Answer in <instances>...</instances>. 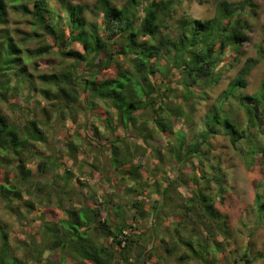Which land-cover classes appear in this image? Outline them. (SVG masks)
Segmentation results:
<instances>
[{"label":"trees","instance_id":"obj_1","mask_svg":"<svg viewBox=\"0 0 264 264\" xmlns=\"http://www.w3.org/2000/svg\"><path fill=\"white\" fill-rule=\"evenodd\" d=\"M117 3L119 0H96V3L92 5L59 0L57 6L49 8L47 0H0V174H3L7 179V185L0 183V196L6 198L9 206L11 200H20L23 198V194L26 195L23 200L26 210H32L35 203L40 201L35 202L29 197V193L21 191L19 186L33 179L31 170L27 167L33 160L38 159L36 172H39L40 177L46 174L47 151H38L35 146L36 144L44 145L48 149L47 136L49 132L53 131L50 123L53 115H56L57 119L62 117L65 122L69 120L71 124L76 123L67 109L79 100V96L82 94L78 92L80 86V90L90 93L95 98L89 104L91 111L99 107L96 103L97 99L113 108L114 114L109 117L111 114L109 111V115L104 119L108 127H111L112 122L115 121L126 129L129 123L138 121V110L143 102L139 101L138 97L131 98V93L126 91L128 77L123 70L120 58L126 60L129 52L136 53L137 63L134 68L137 75H140L145 68L150 69L149 74L152 76L161 71L159 67L149 65L152 58L159 55L157 46L150 44L147 40L143 43L138 42L141 33L148 37H154L158 33L157 20L160 19L161 8L155 2L149 4L144 9L145 17L142 27L137 31L129 32L125 42L113 43L116 36L125 29L119 26L114 29L112 21H117L118 25L132 27V20L125 13L129 8L135 7L138 0H127V4L123 8L117 7ZM12 9L23 15H28L31 20L32 30L24 32V36L19 39H16L8 28H4L8 22L9 11ZM100 12L104 14L103 20L100 19ZM104 32L110 34L105 36ZM31 41H36V45L28 47L27 44ZM189 43L196 46V37L183 36L180 46L186 47ZM165 46L170 51H177L176 46L171 42L161 44V47ZM50 54H54L59 60L55 68L46 72L39 71L36 67L34 69L36 71L29 69L28 63L31 60H44ZM209 55V50L204 48L198 53V58L183 61L186 66L184 77L187 79V85L182 82L179 85L180 88L191 87L197 79L209 77L207 67ZM110 67H115V73L112 75L105 73V70ZM77 73L86 75L79 77ZM90 76L95 78H89ZM143 79L141 77L140 82L135 85L139 94L144 93ZM209 82H211L210 78ZM246 86L247 84L243 80L231 81L227 94L232 96L235 103L243 110L245 121L253 131L249 132L247 128H243L245 121L241 122L242 127L238 133L234 132L227 122L221 124L218 117L220 109L217 108L207 113L205 132L201 134L203 140L191 143L183 157H179L182 143H178L175 157L180 163L185 164L191 156V158L197 157L200 164H206L208 161L205 159L206 152L201 149V146L210 134L221 131L228 136L234 147L238 140H243L248 149L246 153L250 155L251 160L255 158L253 157L255 152H263L261 145L263 144L264 129H259L258 126L264 119V83H261L260 90L256 93L244 94L236 99V93L242 92L241 90ZM23 89L28 90L26 97L24 96L25 99L29 100L34 95H38L44 99L46 105L41 106L40 109L25 105L17 116L6 114L4 103L9 104V95L18 96ZM84 99L87 102L88 96H85ZM150 103L154 104L155 101ZM60 105L64 106L63 113L59 111ZM162 111L163 108L152 109V115L157 117L152 121L160 131L167 126L158 115ZM179 114L183 115V112ZM85 119L87 121L86 116ZM246 133L248 134L246 135ZM152 138L150 132L147 139ZM116 139L118 141L119 137ZM84 143L91 145L86 139ZM67 146L71 151H79L78 148L74 149L69 144ZM103 146L109 148L107 140ZM111 151L112 168L123 170L122 164L116 159L119 152L116 144L111 145ZM29 153L30 156L26 155ZM140 166L142 165L135 167L140 168ZM219 168L217 167V169ZM201 169L198 170L197 178L204 180L206 192L199 189L194 193L199 203L198 206L193 203L192 197L188 204L195 213L197 221L194 222L201 225L207 236L210 237V234L217 231L219 213L214 210L212 203L214 198L207 192L210 189L208 183L209 180L218 183L222 174L207 175ZM9 176H11L10 179ZM65 178L68 180L71 178L69 172ZM78 180V182L82 181L79 178ZM194 183L198 184L199 181L195 179ZM261 187H263L262 183L259 182L257 188ZM165 190L168 189L165 188ZM224 190L220 186L218 192L221 193ZM80 195L79 205H74L71 209L66 210L59 203L56 204L57 209L61 210L63 214L57 220L48 221L43 214L40 215V233L45 234L53 242L52 247L47 250H54L58 246L57 248L64 253L65 258L72 261L71 264H145L148 256L139 252L140 244L144 239L140 233L135 234L130 229L132 225L128 221L126 207L120 199H117L118 203H113L111 198L104 197L103 200H99L96 195H93V204H90L87 197H84L82 193ZM254 203L259 207L257 209L258 218H263L264 210L262 212L260 210L264 209V189L262 193L255 194ZM132 204L135 209H138L142 202L135 199ZM110 205H112L113 217L109 212ZM151 207L157 211L158 201H153ZM104 210H108L106 211L108 215L103 218ZM156 214L157 212L153 213L154 216ZM136 217V211H134L131 218L135 220ZM223 225L225 226V222ZM129 229L130 231H128ZM192 230L198 232L199 229L193 228ZM150 231L157 232L156 224L151 225ZM225 231L222 229V232ZM107 237L112 238L111 244L106 240ZM195 241H199L198 237L191 236L187 240L183 239V244L189 247L193 255L200 256L204 247L199 244L195 245ZM0 244L3 245V251H0V264H23V261L16 257L11 261L4 258L11 245L1 218ZM65 249L69 251L65 252ZM152 249L154 246L148 250L149 254ZM246 262L249 260L247 259ZM60 264L63 263L60 262Z\"/></svg>","mask_w":264,"mask_h":264},{"label":"clouds","instance_id":"obj_2","mask_svg":"<svg viewBox=\"0 0 264 264\" xmlns=\"http://www.w3.org/2000/svg\"><path fill=\"white\" fill-rule=\"evenodd\" d=\"M153 2L161 8L160 19L157 20L159 31L154 37L141 33L138 42L143 43L147 40L150 44L157 46L159 55L154 56L149 65L159 67L161 71L152 76L149 74L150 69L145 68L140 75H137L134 68L137 63V54L129 52L126 60L120 58L123 70L128 77L126 91L131 93V98L138 97L139 101L143 102L138 110V121L129 123L126 129L115 121L112 122L111 127L105 125L103 135L108 138L109 148L100 152L99 158H95L96 153L91 149H87L88 155L85 156L86 146L83 142L85 139L93 146L99 145L100 147L105 144V141L95 138L92 132L93 119L89 104L95 98L90 93L78 89V92L82 93L79 100L67 109L71 117L76 120L75 125L65 127L64 119L62 117L57 119V116L53 115L51 128L53 130L59 128L64 134H79L80 138L76 140L79 151L68 153L65 145L69 141L64 140L61 135L55 138L49 135L45 157L47 160L46 174L40 177L39 172H34L33 179L19 186L21 191L29 193L30 198L44 201L47 207H53L59 203L66 210L71 209L76 201L81 199V192L84 197L96 195L99 200H103L107 193L109 198L113 199V203H118L119 201L115 200L111 194L114 188H120L122 193L125 185L122 183L123 178L111 166L112 144H116L119 149L116 159L124 169L131 170L134 166L143 164L141 183L145 185L144 195L137 199L145 201L146 205L152 204L148 197L152 192L154 181L161 179L165 172L168 177H171L167 185H164V188L169 189L167 191L169 208H177L187 203L177 192L181 181H186L189 195H192L197 187L201 191L205 190L204 181H200L199 184L194 183L192 176L195 173L191 176L185 173L188 165L177 162L175 169L169 170L166 161L158 169L155 166V158L144 154L145 141L149 152L155 149L166 153L170 146L175 147L179 139L171 134L166 143H160L158 139H147L150 132L153 137H160L156 125L151 123L157 118L152 115V109L163 108L158 115L165 124L171 122L175 130L184 136L188 143H192L194 137L198 138L199 134L205 132L204 122L207 113L217 108L220 109L218 117L221 124L227 122L232 130L238 133L242 127L241 122L245 121L244 112L232 96L227 94V89L231 81L243 80L247 87L243 88L242 92L236 93V99H239L241 95L259 91L261 83H264V0H138L137 5L129 8L125 13L132 20V27L118 25L117 21H112L114 29L117 26L125 29L116 36L113 43L125 42L129 32L137 31L142 27L145 17L144 9ZM92 3H96V0H92ZM126 4L127 0H119L117 7L123 8ZM99 16L103 20V12H100ZM109 34V32H104L105 36ZM185 35L196 37L197 45L193 46L189 43L186 47H181ZM164 42H171L176 46L177 51H170L166 46L161 47ZM204 48L210 52L207 65L209 77L197 79L191 87L180 88L179 85L182 82L187 85V79L184 77L186 66L183 61L198 58V53ZM85 75V73H77L79 77ZM141 77L144 78L143 94H139L135 86L137 82H140ZM89 78L95 77L90 76ZM85 96H88L87 102L84 99ZM152 101L155 103L151 104ZM80 109H83V115H80ZM59 111L63 113V105L59 106ZM180 112H183V115H180ZM77 116L80 118L76 119ZM85 116L87 121L84 119ZM189 124L194 129L191 133L186 127ZM85 128L87 131L84 130ZM243 128H247L249 132L253 131L246 121L243 123ZM117 137H119L118 141ZM224 143H227V140ZM261 146L264 147V144ZM236 147L245 152L248 150L243 141ZM213 156H223V151L217 147V151L208 157L209 164L218 165L219 161L213 159ZM104 157H107L106 161ZM83 160H87L89 164H96L101 173L107 171L110 179L115 177L112 180L113 187L104 186V190L100 191L101 185L90 180L86 173L77 172V169H83ZM37 162L33 160L32 164ZM32 164L29 166L31 167ZM224 167H227L226 163ZM69 169L77 173L76 177H72L71 180L65 178V172ZM77 177L86 181L91 187L86 186L82 189L76 187ZM215 190L216 186L213 185L212 192L215 193ZM164 198L162 194L161 199ZM254 227L249 224V228ZM260 231L264 232V226L260 228ZM15 235L20 238V242L7 249L5 259L11 261L14 257H19L24 264H50L49 256L51 255L56 258L52 264H60V257L64 253L58 248L52 253L46 251L52 247L53 242L39 230L34 233L31 228H28L23 237H20L19 232ZM107 240L111 244L112 238L107 237ZM0 251H3L2 244H0ZM63 264H70V262L65 260Z\"/></svg>","mask_w":264,"mask_h":264},{"label":"rangeland","instance_id":"obj_3","mask_svg":"<svg viewBox=\"0 0 264 264\" xmlns=\"http://www.w3.org/2000/svg\"><path fill=\"white\" fill-rule=\"evenodd\" d=\"M58 1L59 0H47L48 7L57 6ZM70 1L73 3L93 4L92 0ZM30 21L28 15H23L21 12L12 9L9 11L8 22L4 28H8L9 32H11L16 39H19V37L24 36V32L32 30ZM27 45L28 47H32L36 45V41H31ZM45 58L46 59L40 61L34 59L31 60L28 63L29 69L31 71H36L34 70L36 67L39 71L46 72L55 68L59 63V60L54 54H50ZM105 73L108 75L114 74L115 67L108 68L105 70ZM241 91H243V89ZM27 93L28 90L23 89L19 92L18 96L9 95V104L4 103V112L6 114L17 116L20 109L25 107V105L28 107H36L37 109L46 105L44 99L38 95H34L29 100L27 98L25 99ZM96 101L99 107L91 111L93 119L92 132L95 138L102 139L106 142L108 138L103 135L106 125L104 119L109 115V111L111 112L109 117H111L115 111H113V108H110L107 104H103V101L98 99ZM39 115L41 116V114ZM80 115H83V109H80ZM79 118L80 117L78 116V119ZM261 121V125L258 126V128L264 129V119ZM151 123L155 124L153 121H151ZM73 125H75V123L71 124L68 120L65 122L64 126L71 127ZM166 125V128L162 131L156 126V129L160 133V137L155 138L152 136V139H158L160 143H166L169 139V134L177 136L179 139L177 140L175 147L173 148L170 146L166 153L155 149L149 152L146 143L145 155L155 158L156 168L160 169V166L164 165L167 161L169 170H172L175 169L176 163L179 162L175 157V150L178 147V143H182V148L179 150V157H183L185 150L191 143H188L186 138L181 136L180 133L175 130L171 122ZM186 127H188L190 133L194 131L190 124L186 125ZM84 130L87 131V128ZM49 135L53 138L57 135H61L64 140L69 141L68 144L74 149H79V145L76 144V140L80 138L79 134H64L61 129L57 128L56 130L49 132L47 138ZM262 136L264 137L263 134ZM202 138L203 136L199 134L198 138H193L192 143L203 140ZM225 140H227V143H224ZM241 141L243 140H238L236 145ZM262 143L264 144V139H262ZM68 144L65 145V148L67 147V152H76L68 149ZM85 146L86 149L84 155L87 156V149H91L92 152L96 153L95 158H99L100 152L107 150V146L100 147L99 145L93 146L92 144L90 146L85 144ZM201 147V149L206 152L205 159L207 160L213 152L217 151V147L223 151V156H213V159L219 161L218 165L209 164L208 161L203 165L202 163L200 164L197 157L191 158V156L185 163V165H188V167L185 168V173L190 176L192 173H195V175L192 176L193 181L195 179L199 182L204 181L201 178H197V175H199V168H202L201 170L205 171L207 175L222 174L221 180L218 183H215L213 180H209L208 183L210 189H208L207 192L214 198V201L212 202L213 207L214 210L219 213L217 216L219 218V225L216 228L217 231H215L214 234H210V237H208L209 235L207 236L201 225H197V223L194 222L197 221L196 216L188 204L192 197L194 199L193 203H196L197 206L199 205L197 198L194 195L195 192L199 191V187L196 188L192 195H189L186 181H181V185L177 188V192L187 201V203L182 204L177 208H169L167 199V191L169 189L166 191L164 185H167L168 180L171 179V177H168L165 172L161 179L154 181L152 192L148 197L152 203L153 201H158L159 207L157 208V211H155L151 207L152 204L149 206L146 205L145 201L137 199L144 195L145 185L141 183V169H143V164H141L142 166H140V168L134 166L131 170L124 168L123 170H116L117 174L123 178L122 183L125 187L123 188L122 193L120 188H114L111 195L115 200L120 199L125 205L128 213V221L132 225L130 229L135 234L140 233L144 239L140 244L139 252H142L144 256H148L146 257L145 264H264V251H262V249H264V232L260 231V228L264 226V209H259L261 212L263 211V218H258L257 209L259 207L254 203L255 194L257 192L262 193L264 189V147L263 152H255L253 156L255 158L251 160L250 155L246 153L247 151L245 152L244 150L237 149L236 146L234 147L228 136L222 131L220 133L210 134ZM35 148L38 149V151H47V148L44 147V145L36 144ZM225 157L227 158L226 160ZM69 159H71V156H69ZM103 159L106 161L107 157H104ZM36 161H38V159H36ZM150 162L151 161H149V163ZM225 163L227 164V167H224ZM30 164H32V162H30L27 167L31 170V175L33 176L34 172H36L37 163L32 164L31 167L29 166ZM82 165L83 169H77V172H81V174L86 173L90 180H94L98 185H101L100 191L104 190V186L113 187L112 180H114L115 177L110 179L107 171L101 173L96 164H89L87 160H83ZM189 167L191 170L190 172ZM217 167L220 168L217 169ZM176 170L179 171L178 169ZM68 172L71 178L76 177L77 175L76 172H72L70 169L69 171L66 170L65 175L68 174ZM10 177L11 176H9V179ZM71 178L69 180H71ZM6 181L7 179H5V176L0 174V183L7 185ZM78 181L77 177L75 183L78 188L82 189L86 186L91 187L86 181ZM259 182L262 183L263 187L257 188ZM213 185L216 186L215 193L212 192ZM220 186L225 189L221 193L218 192ZM114 193H116V195H114ZM162 194L165 196L164 199H161ZM25 197L26 195L23 194L22 199L11 200L9 206L8 201L5 200L6 198L0 196V218L8 232V239L11 246L20 242V238L15 235L17 232L20 233V237L24 236V232L28 228H31L34 233L37 232V230L40 232L39 226L41 222V214H43L44 218L48 221H55L63 215L62 211L57 209L56 205L53 207H47L44 201L37 202L38 200H35L37 203H35V207L32 210H26L23 205ZM105 197L110 199L107 193L105 194ZM87 199L90 204H93L92 196H88ZM135 199L142 202V205H140L138 209H135L132 204ZM80 200L76 201L75 206L79 205ZM111 200L113 201L112 198ZM16 201H19L20 203H15ZM111 207L112 205H110L109 212L111 217H113ZM106 211L104 210L102 212L103 218L108 215L106 214ZM134 211H136L137 217L135 220H132L131 214L134 213ZM156 212L157 214L154 216L153 213L155 214ZM149 220H151V223H149ZM224 222L225 226L223 225ZM153 224H156L157 232L150 231V227ZM249 224H252L255 227L249 228ZM193 228L199 229L198 232L195 230L193 231ZM130 229L128 231H130ZM222 229H225L226 231L222 232ZM191 236H197L199 239V241H195V245L199 244L201 247H204V251L201 252L200 256L193 255L189 247L183 244V239L187 240L191 238ZM22 246L23 245L21 244V247ZM153 246L154 249H152L151 254H149L148 250ZM57 247H55L54 250L46 251L52 253ZM16 258L20 259L19 257ZM55 259V257L50 255V264H52ZM247 259L249 262H246ZM65 260L69 261L70 264L72 263L67 257L65 258V255L60 257L61 263Z\"/></svg>","mask_w":264,"mask_h":264}]
</instances>
